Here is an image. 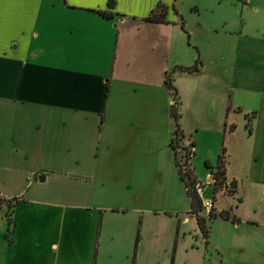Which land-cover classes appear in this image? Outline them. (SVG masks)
Listing matches in <instances>:
<instances>
[{"label":"crops","instance_id":"0c3cea01","mask_svg":"<svg viewBox=\"0 0 264 264\" xmlns=\"http://www.w3.org/2000/svg\"><path fill=\"white\" fill-rule=\"evenodd\" d=\"M211 2L5 3L0 29V264H160L144 251L160 233L159 216L168 214L179 231L196 219L180 209L174 113L180 116L183 141L193 146V164L199 133L208 125H185L184 111L195 113L212 99L224 112L230 96L223 57L231 47L224 43L223 30L230 19L220 14L212 28L208 20L190 27L182 19L186 5L191 9ZM249 2L253 5V0H242ZM159 3L168 8L165 23L148 21ZM246 34L259 43L252 32ZM240 40L232 47L235 64L244 62L237 55ZM242 47L251 54L256 45ZM208 52L218 53V59L204 61ZM260 129L247 134V128L234 125L228 134L239 149L246 139L258 140ZM227 142L226 154L235 156ZM263 145L264 140L256 142L255 148ZM204 160L213 164L205 155ZM232 164L225 167L227 188L221 193L238 196L239 204L229 201L220 212L214 206L216 215L228 212L236 220L227 221L240 237L230 247V257H237L230 264H264V206L256 193L260 175H242ZM42 176L44 182L36 181ZM207 178L209 182L212 174ZM231 183L236 188H228ZM119 215L127 224L117 222ZM140 229L132 257L128 249ZM211 233L207 229L206 244L220 248ZM114 246H120L118 254Z\"/></svg>","mask_w":264,"mask_h":264},{"label":"rangeland","instance_id":"374dc122","mask_svg":"<svg viewBox=\"0 0 264 264\" xmlns=\"http://www.w3.org/2000/svg\"><path fill=\"white\" fill-rule=\"evenodd\" d=\"M213 1L191 9L189 5H186L182 10L185 15L182 19L184 22L187 19L190 27H196L200 22L208 20L207 22H209L211 28L217 24L216 19L220 14L227 15L230 19L226 28L223 27V30L227 31L224 43H228L231 46L223 53L224 66L227 69L230 85V96L228 101L226 100L227 106L224 112L219 113L216 107V100L213 101L212 99H207L209 102L207 105L209 106L201 105L200 109L195 113L187 110L184 111L183 119L185 125L189 127L198 126L200 128L208 125L206 131L199 133L198 142L200 145L198 144V155L194 159L193 164L190 163V168L198 183L205 187L202 197L214 200L217 212H220V209L227 206L229 201L234 206L238 205V196L223 195L220 190L215 192L213 178V183H209L207 178V174H213L215 170L209 169L204 160L205 155L213 162L211 167L214 169L217 166L222 148H226V143L229 141L232 143L235 156L225 154V167L229 163V166L231 165L233 168L235 165L232 163L235 162L236 172L239 170V173L242 175L258 173L260 180L256 186V193L259 197H257V200L259 199V204L264 206V145L259 151L255 148L256 142L262 144L264 140V107L261 106L263 99L261 93H264V0H253V5L250 2L244 5L242 4V0L233 1L235 4H231L229 0L226 4L224 2L222 5L216 3V0ZM257 7L261 8L259 10L260 14L253 16L254 10ZM218 22L220 25L222 24L221 21ZM248 23L251 25V30H249V27L247 28ZM249 31L253 33L259 43L251 41L253 37L246 34ZM240 32L243 34L241 40L237 37V35H240ZM212 34L216 37L214 32ZM238 40L241 41V49L239 51L241 53L237 55L244 62L235 64L234 57L236 53L233 51V48L239 43ZM243 45L248 47L256 45V48L253 49L255 51L248 54V52H245L246 49H244L242 52ZM203 51L207 52L206 50ZM205 57H207V61L210 62V59L213 58L215 62L219 54L208 52L202 57L204 61H206ZM242 89H250L253 92L247 93ZM234 125H238L241 128H262L260 129L261 134H258V140L246 139L241 148H234L235 141H232L228 134ZM214 128H218V131L214 132ZM247 132V134H250L249 130ZM183 143L191 146L187 141H183ZM176 146H180V143ZM179 152L184 154V150H179ZM255 153L256 156L254 155ZM179 182L181 184L179 187L182 205L180 209L184 213L191 210V199L183 181L180 179ZM249 200L253 201L250 198ZM107 214L109 216L108 212ZM168 216V214H161L159 216L160 233L155 238L153 237L154 240L144 245V251L157 257L160 260V264H226V262L230 264L237 258L230 257L232 252L230 251V247L237 245L240 237L232 225L227 223L228 220L220 217L218 219L207 220V229L212 230L213 240L217 238V243L220 246L217 249L215 244H211L210 246L206 244L207 238L203 235L196 219H192L186 225L183 223L182 229L179 231L178 225L177 227L176 225L173 226L168 220ZM98 221L101 223L100 215ZM117 222L122 226L127 224L126 217L119 215ZM97 227L98 229L96 228V232L93 235V238L96 237V239L99 236V224H97ZM141 233L140 229V233H136L135 241L131 243L128 249V252H132V257L136 253V239L140 238L141 241ZM53 241L56 242L57 239L53 238ZM97 245V241H94V254L98 249ZM113 251L118 254L121 251L120 246H114Z\"/></svg>","mask_w":264,"mask_h":264},{"label":"trees","instance_id":"16d2710c","mask_svg":"<svg viewBox=\"0 0 264 264\" xmlns=\"http://www.w3.org/2000/svg\"><path fill=\"white\" fill-rule=\"evenodd\" d=\"M113 2H109V6L113 7ZM167 11L168 8L163 5L162 3H159L155 10L152 11L150 18L148 21L155 22V23H165L166 17H167ZM105 18H110L109 15H106L105 13H100ZM196 68H179L180 72H191L195 71ZM175 96L178 95L177 90L174 88ZM174 120L176 125L175 130V139L172 143V148L174 151V157H175V165L177 167L179 177L181 181L185 184L186 190L188 195L191 199V210L190 214L193 215L196 220L198 221L199 227L203 233L204 236H207V220H213L217 217L231 220L232 222H235V218H232L230 216V213L228 212H221L219 215H216L215 210L209 215L205 216L204 208L202 206L201 199L197 195L195 191V185L198 183L197 179L195 178L193 171L191 170V159L193 157V153L190 151L193 146H186L183 143V137H181L178 122L180 120V116L175 112L174 113ZM249 127V126H248ZM249 132L251 133V128H247ZM178 143H180V146H176ZM190 146V148H188ZM179 150H184V154L180 153ZM226 151L225 148H222L221 154L218 158L217 166L213 169L210 165L207 164V167L211 170H215L212 174L213 180H214V187L215 192L221 191L226 186V169L224 164V157H225ZM230 189L236 188V184L231 183L230 186H228Z\"/></svg>","mask_w":264,"mask_h":264},{"label":"built area","instance_id":"2783aa9c","mask_svg":"<svg viewBox=\"0 0 264 264\" xmlns=\"http://www.w3.org/2000/svg\"><path fill=\"white\" fill-rule=\"evenodd\" d=\"M193 153V150H190ZM195 191L199 198L201 199L202 206L204 208L205 216H209L215 209H214V202L213 200H208L202 197V194L205 191V187L202 186L200 183L195 185Z\"/></svg>","mask_w":264,"mask_h":264},{"label":"snow or ice","instance_id":"6c2138e0","mask_svg":"<svg viewBox=\"0 0 264 264\" xmlns=\"http://www.w3.org/2000/svg\"><path fill=\"white\" fill-rule=\"evenodd\" d=\"M28 2H30V0H0V29H2L3 26V8L5 3H28Z\"/></svg>","mask_w":264,"mask_h":264},{"label":"water","instance_id":"95a60500","mask_svg":"<svg viewBox=\"0 0 264 264\" xmlns=\"http://www.w3.org/2000/svg\"><path fill=\"white\" fill-rule=\"evenodd\" d=\"M36 181H40V182H44L45 181V177H39ZM209 183H213V180L211 179L210 181H209Z\"/></svg>","mask_w":264,"mask_h":264}]
</instances>
